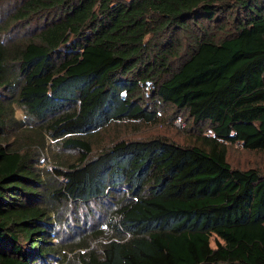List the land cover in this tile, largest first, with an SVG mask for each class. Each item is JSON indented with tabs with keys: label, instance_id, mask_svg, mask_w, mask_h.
Instances as JSON below:
<instances>
[{
	"label": "trees",
	"instance_id": "trees-1",
	"mask_svg": "<svg viewBox=\"0 0 264 264\" xmlns=\"http://www.w3.org/2000/svg\"><path fill=\"white\" fill-rule=\"evenodd\" d=\"M33 19L28 38L0 37V264H70L53 213L112 198L78 264H264V170L228 156L264 152V0H22L9 23ZM163 107L194 126L186 144L93 153L102 129ZM47 140L77 159L41 171L29 144Z\"/></svg>",
	"mask_w": 264,
	"mask_h": 264
},
{
	"label": "rangeland",
	"instance_id": "rangeland-1",
	"mask_svg": "<svg viewBox=\"0 0 264 264\" xmlns=\"http://www.w3.org/2000/svg\"><path fill=\"white\" fill-rule=\"evenodd\" d=\"M20 2L22 0H0V37L5 44L20 42L31 36L37 27L42 26V21H35V19L18 21L15 25L12 22L9 23ZM16 115L19 119L25 117L21 109L17 110ZM176 117L175 111L163 107L160 119L156 123L145 124L130 121L112 123L94 135L92 139L94 145L93 153L100 151L112 140L122 137L141 139L160 136L186 144L190 134L196 130H194V126L190 122L184 123L182 121V124L177 126ZM18 130L19 128L15 132L17 133ZM31 138L41 142L40 139L35 138L33 135H31ZM29 145H33L35 151L39 152L35 153V159L36 166L41 171L45 169L52 171L55 167L66 169L68 164L74 162L78 157V153L75 151L66 150L49 140H47L45 145L38 144V147L36 143H30ZM228 156L229 160L236 166L252 167L259 164L264 170V152L250 154L243 149L240 143H236L229 147ZM114 201L116 199L112 198L106 201H97V203L91 202L86 205L66 202L57 210L56 215L53 213V221L56 222L54 226L56 227V232L53 234L57 235L54 239H60L61 242H65L67 245L70 243V251H65L68 254L67 257H69L70 264L79 263L78 257L73 256L74 254L78 252L84 253L89 247L96 249L99 243L104 240V237L108 234L109 222L114 220L115 211L118 207L113 203ZM98 230L103 232L93 235ZM57 263L59 264V260H54L53 264Z\"/></svg>",
	"mask_w": 264,
	"mask_h": 264
},
{
	"label": "built area",
	"instance_id": "built-area-1",
	"mask_svg": "<svg viewBox=\"0 0 264 264\" xmlns=\"http://www.w3.org/2000/svg\"><path fill=\"white\" fill-rule=\"evenodd\" d=\"M141 83V85L143 86V89H144V92H145V96H149V93L151 92L153 86L151 83ZM176 124L179 126L182 124V119L180 117H178L176 120H175Z\"/></svg>",
	"mask_w": 264,
	"mask_h": 264
}]
</instances>
